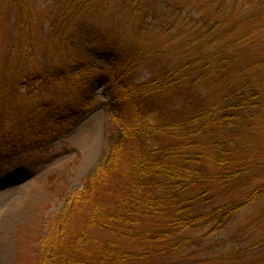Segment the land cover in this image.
Returning a JSON list of instances; mask_svg holds the SVG:
<instances>
[{"label": "trees", "instance_id": "16d2710c", "mask_svg": "<svg viewBox=\"0 0 264 264\" xmlns=\"http://www.w3.org/2000/svg\"><path fill=\"white\" fill-rule=\"evenodd\" d=\"M98 87L106 153L35 264H264V0H0V163L70 135Z\"/></svg>", "mask_w": 264, "mask_h": 264}, {"label": "rangeland", "instance_id": "374dc122", "mask_svg": "<svg viewBox=\"0 0 264 264\" xmlns=\"http://www.w3.org/2000/svg\"><path fill=\"white\" fill-rule=\"evenodd\" d=\"M86 49L99 55V48ZM95 96L91 112L75 130L51 142L39 157L0 163V264L36 263L39 241L65 208V199L82 188L106 153L107 93L98 87ZM246 217L236 218L222 236L213 238L207 246L211 254L238 250V230L246 227Z\"/></svg>", "mask_w": 264, "mask_h": 264}]
</instances>
